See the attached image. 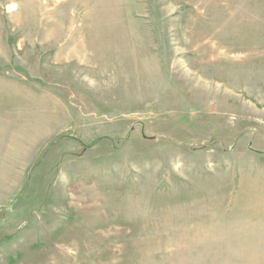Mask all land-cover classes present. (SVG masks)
<instances>
[{"label": "rangeland", "instance_id": "rangeland-1", "mask_svg": "<svg viewBox=\"0 0 264 264\" xmlns=\"http://www.w3.org/2000/svg\"><path fill=\"white\" fill-rule=\"evenodd\" d=\"M0 264H264V0H0Z\"/></svg>", "mask_w": 264, "mask_h": 264}]
</instances>
